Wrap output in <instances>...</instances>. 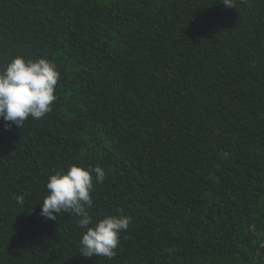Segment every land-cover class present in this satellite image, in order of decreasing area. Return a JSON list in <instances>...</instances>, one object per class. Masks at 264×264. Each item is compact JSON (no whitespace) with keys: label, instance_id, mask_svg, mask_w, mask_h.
Instances as JSON below:
<instances>
[{"label":"trees","instance_id":"trees-1","mask_svg":"<svg viewBox=\"0 0 264 264\" xmlns=\"http://www.w3.org/2000/svg\"><path fill=\"white\" fill-rule=\"evenodd\" d=\"M17 55L60 78L44 117L0 119V264H264V0H0ZM73 164L105 170L94 220L131 217L111 259L40 215Z\"/></svg>","mask_w":264,"mask_h":264},{"label":"clouds","instance_id":"clouds-1","mask_svg":"<svg viewBox=\"0 0 264 264\" xmlns=\"http://www.w3.org/2000/svg\"><path fill=\"white\" fill-rule=\"evenodd\" d=\"M226 7L233 8L234 0H222ZM60 73L54 62L47 58L25 59L12 57L0 68V119L21 127L31 117L38 120L51 112L57 99L56 85ZM7 128V123L5 124ZM105 180V170L99 165L82 168L75 164L67 170L49 175L47 195L40 203V215L57 220V214L69 213L78 217V226L85 229L79 241L83 257H114L120 243V234L129 228L131 217L125 214L105 216L94 220L89 214L93 201L91 191L94 183ZM23 203V195L16 196Z\"/></svg>","mask_w":264,"mask_h":264}]
</instances>
